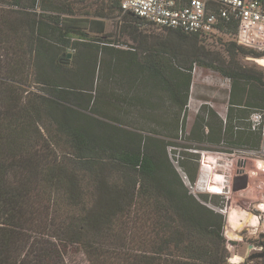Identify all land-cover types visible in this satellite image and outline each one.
Returning a JSON list of instances; mask_svg holds the SVG:
<instances>
[{"label":"trees","instance_id":"obj_1","mask_svg":"<svg viewBox=\"0 0 264 264\" xmlns=\"http://www.w3.org/2000/svg\"><path fill=\"white\" fill-rule=\"evenodd\" d=\"M87 1L0 0V264H65L69 245L88 264H230L224 216L207 204L220 196L196 197L169 149L199 65L230 80L227 118L205 105L182 148L264 151L250 122L264 116V72L240 62L264 53L219 37L225 58L197 34L145 33L121 0L76 7ZM164 98L168 138L121 119L149 112L160 126ZM175 155L195 184L194 155Z\"/></svg>","mask_w":264,"mask_h":264},{"label":"rangeland","instance_id":"obj_2","mask_svg":"<svg viewBox=\"0 0 264 264\" xmlns=\"http://www.w3.org/2000/svg\"><path fill=\"white\" fill-rule=\"evenodd\" d=\"M97 2L100 1L90 0L84 4H78L76 7H85L84 5L95 6ZM121 19L122 16H118L107 21V32L116 33ZM142 30L151 35L164 37V32L155 27L143 26ZM219 37L206 36L202 39L209 50L217 51L226 58L224 46ZM222 39L223 41H228L231 40V37L223 36ZM240 62L245 66L256 67L257 70L264 72V66L257 64L254 58L240 57ZM192 78L186 125L183 131L184 116H181L178 139L180 146L169 149L170 158L175 168L188 184L190 191L196 197L209 195L212 198L214 195H219L216 191L222 186L220 187L222 188V194L217 199L220 204L215 205L213 203L214 198L207 204L224 216V236L228 247L229 263L232 264L230 262L231 258L240 257L242 260L239 264H245V258L255 252H260L259 250L262 247V252H264V151L236 148L224 143L219 146L201 143L197 144V149L191 150L182 148V146L190 145L185 137L190 133L196 116L203 114L205 105H207V109L214 110L222 119L227 118L229 107L230 80L228 78L222 77L212 69L199 65L194 66ZM117 88H119V85H117ZM161 106L163 108L154 113L156 116L158 115V120L163 121L160 126L150 123L144 117H147L150 114L149 112L145 114V112L133 110L132 115L121 116V119L123 122L135 121L139 126L147 130L145 133L147 135L150 134L151 130H154L160 137L168 138L175 134L171 125H174L173 119L175 118L176 110L168 108L170 105L166 98L161 100ZM207 109L205 112H207ZM259 113L253 112L251 115L250 122L253 124V128L259 127L261 124L264 126V116L260 122L256 121L254 117L255 114ZM183 151L194 155L189 157V167L193 168L195 164H198V176L196 183L193 185L188 183L175 155V152ZM239 172L245 173L249 177V182L246 189L236 192L233 190V179ZM250 247L251 249H249ZM66 251L64 252L65 264H88L84 255L76 246L69 245ZM263 259L248 261L247 264H263Z\"/></svg>","mask_w":264,"mask_h":264},{"label":"built area","instance_id":"obj_3","mask_svg":"<svg viewBox=\"0 0 264 264\" xmlns=\"http://www.w3.org/2000/svg\"><path fill=\"white\" fill-rule=\"evenodd\" d=\"M121 10L157 29L228 36L241 47L264 53V0H121ZM231 29L234 34H228ZM254 117L263 120L260 113Z\"/></svg>","mask_w":264,"mask_h":264},{"label":"water","instance_id":"obj_4","mask_svg":"<svg viewBox=\"0 0 264 264\" xmlns=\"http://www.w3.org/2000/svg\"><path fill=\"white\" fill-rule=\"evenodd\" d=\"M249 177L247 175H238L233 180V190L234 191H240L244 190L248 187ZM251 249V247L249 248ZM264 258V252H255L251 256L246 257L244 260V263L247 264L248 261H253L256 259H263Z\"/></svg>","mask_w":264,"mask_h":264},{"label":"bare ground","instance_id":"obj_5","mask_svg":"<svg viewBox=\"0 0 264 264\" xmlns=\"http://www.w3.org/2000/svg\"><path fill=\"white\" fill-rule=\"evenodd\" d=\"M257 64H259V65H261V66H264V59H262V58H259V59H255L254 60ZM220 187H222V186H220ZM218 188L217 189V194H222V188ZM215 191V190H214ZM260 210H262L261 208H259ZM233 216H234V214H233ZM252 218V217H251ZM255 220H256V218H255ZM234 238V237H233ZM236 257V256H235ZM241 258L240 257H238V258H231L230 259V262L232 263V264H239V263H241Z\"/></svg>","mask_w":264,"mask_h":264},{"label":"flooded vegetation","instance_id":"obj_6","mask_svg":"<svg viewBox=\"0 0 264 264\" xmlns=\"http://www.w3.org/2000/svg\"><path fill=\"white\" fill-rule=\"evenodd\" d=\"M240 174H241V175H242V174L244 175L245 173H241V172H239L238 175H240ZM238 175H237V176H238ZM234 178H235V177H234ZM233 180H234V179H233ZM263 244H264V243H263Z\"/></svg>","mask_w":264,"mask_h":264}]
</instances>
